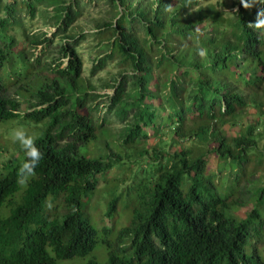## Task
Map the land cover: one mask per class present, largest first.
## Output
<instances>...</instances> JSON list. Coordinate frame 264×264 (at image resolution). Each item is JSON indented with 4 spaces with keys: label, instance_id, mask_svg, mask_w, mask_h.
Instances as JSON below:
<instances>
[{
    "label": "trees",
    "instance_id": "obj_1",
    "mask_svg": "<svg viewBox=\"0 0 264 264\" xmlns=\"http://www.w3.org/2000/svg\"><path fill=\"white\" fill-rule=\"evenodd\" d=\"M106 2L110 12L85 32L75 25L82 0H0V127L41 124L43 153L21 187L24 152L4 158L0 141V264L87 257L99 239L83 202L109 170L141 193L129 221L118 197L107 203L103 216L115 212L124 227L113 243L101 241L103 264H264V35L247 26L256 8ZM37 18L50 36L31 26ZM89 37L96 53L85 75L77 44ZM102 131L117 145L88 157Z\"/></svg>",
    "mask_w": 264,
    "mask_h": 264
},
{
    "label": "rangeland",
    "instance_id": "obj_2",
    "mask_svg": "<svg viewBox=\"0 0 264 264\" xmlns=\"http://www.w3.org/2000/svg\"><path fill=\"white\" fill-rule=\"evenodd\" d=\"M227 1L230 2V0ZM82 2V14L75 21V25H78V27L83 29L85 32L94 30L93 20L102 17L108 11L110 12L107 2L106 0H82ZM31 26L36 30L40 28L41 31H46L48 33V36H50L49 33L53 31L52 28H49L47 26L44 27L38 18L33 21ZM77 45L78 51L83 56L84 60V74L89 75L91 61L95 57L96 52L94 49H92V51H90L89 53L87 45L93 46V40L89 37L86 40L79 41ZM36 52L40 53V50L38 49ZM116 66V63L108 64L103 71H100L91 77V82L94 85H98L100 78L106 79L109 73L116 72ZM77 81L81 85L84 83L83 79L81 78L77 79ZM37 83L38 80L36 83L29 87V90L35 89L38 86ZM68 83L70 84V82ZM100 91L106 93L111 92L110 90L103 89H100ZM6 123V125L0 127V141L2 147H5L7 149V151L3 150L2 153L0 152L4 158L11 157L12 153L15 155H18L19 153L20 145L18 143H13L10 138H6L9 136L13 128L23 127L29 132V134H35L36 137L42 134V130L40 129V127L42 126L41 124H38V126H34L30 124L31 122L19 119L13 120V122L9 121ZM109 136L110 135L104 131H102V133L100 134H97L96 139L92 140L86 146V155L88 157H105L108 154L109 149H112V147L117 145L116 137H111L109 140H107ZM108 141H110V143ZM107 143L109 145H107ZM122 148L124 150L126 146ZM129 163L130 162L127 161L122 164L123 166H125L124 170H122L123 173L129 172ZM135 164L137 165V163ZM127 184L128 182L124 183L121 180L117 179L116 170H109L106 174L100 175L97 188L93 191V193L88 194L86 199H84L82 207V218L87 219L91 223V225L98 230V243L95 245L93 251L84 259L79 260L78 258H75L71 260H56V264H81L85 263L91 256L95 257L100 264L106 262V252L108 251V248L106 247V244L102 243L101 241L109 237L111 240L109 241L113 243V241L117 239V237H119V233L122 228L121 226L124 227L123 224H116L115 212L112 213L111 217L103 216V213L106 211L105 209L107 203L113 197H118L119 207L126 209V212H122L120 217H124L127 214L128 221L132 218L134 209L138 208V194L141 193L139 191V186L138 184L133 183L129 185L127 189L125 188ZM120 217L117 218V221H119L118 219H120ZM124 223H126V219Z\"/></svg>",
    "mask_w": 264,
    "mask_h": 264
},
{
    "label": "clouds",
    "instance_id": "obj_3",
    "mask_svg": "<svg viewBox=\"0 0 264 264\" xmlns=\"http://www.w3.org/2000/svg\"><path fill=\"white\" fill-rule=\"evenodd\" d=\"M239 5L245 10H251L256 8V14L253 21L247 23L248 28L259 32L264 35V6L257 7L258 5H264V0H238ZM173 10L172 4H166L165 11L171 12ZM238 13L240 8L237 7L232 10ZM197 33L200 32L196 29ZM198 54L203 58L206 57V50H199ZM13 143H18L24 152L26 159L21 163L17 172V184L21 187H26L31 179L36 176V168L43 159V153L36 145L35 134H29V132L23 127L13 128L8 137ZM45 207L50 211L53 208L52 198L48 197L45 200Z\"/></svg>",
    "mask_w": 264,
    "mask_h": 264
}]
</instances>
